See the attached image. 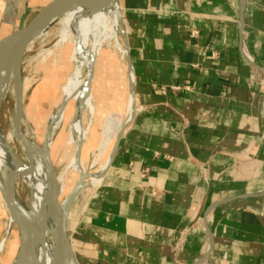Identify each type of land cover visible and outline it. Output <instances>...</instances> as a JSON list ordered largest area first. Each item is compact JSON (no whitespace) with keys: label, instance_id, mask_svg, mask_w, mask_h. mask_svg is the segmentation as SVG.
<instances>
[{"label":"crops","instance_id":"obj_1","mask_svg":"<svg viewBox=\"0 0 264 264\" xmlns=\"http://www.w3.org/2000/svg\"><path fill=\"white\" fill-rule=\"evenodd\" d=\"M119 7L129 57L101 50L90 89L125 119L130 64L134 115L70 205L77 263L264 264V0Z\"/></svg>","mask_w":264,"mask_h":264},{"label":"bare ground","instance_id":"obj_2","mask_svg":"<svg viewBox=\"0 0 264 264\" xmlns=\"http://www.w3.org/2000/svg\"><path fill=\"white\" fill-rule=\"evenodd\" d=\"M118 14L117 0H83L52 13L49 23L60 22L63 25L61 35L63 33L71 35L74 39L73 55H76L77 59L72 73L61 89L60 102L47 126L45 144L39 145L31 136L24 133L33 150L39 154L38 156L26 154L28 162H23L12 151L0 127V179L5 182L10 177L7 196L12 204L11 209L15 212V208L19 207L21 214V218H19L16 213L13 215L9 212V222L11 224L17 223L21 234L25 235L26 232L34 238L38 264H78L71 247L70 238L65 235V215L69 208L67 199L73 191L70 192L64 202L60 203L62 214L59 217L58 206L51 198L53 194L50 196V191L54 193V188H52L48 165L43 157L49 155L51 136L61 126L68 105H73L72 108L74 109L69 130L71 141L77 145L83 143L88 133V129L84 128V121L87 120L84 117L85 113L87 112L92 116L94 112L90 81L97 55L104 43L108 41L114 43L123 59L127 57L128 48L121 47L118 42L117 28L120 27ZM110 15L113 16L114 21L111 28L108 29L107 20ZM47 27L41 31V34L46 32ZM10 39L11 36L0 42V110L4 98L9 93H13L14 96L12 66L14 65L18 69L21 64L20 58L14 62V56L12 58L5 56V49ZM128 68L131 87L128 112L125 120L118 115L107 118L93 159L95 165L109 149L113 139L116 138L117 141L121 139L126 125L134 115V78L130 64ZM23 82L24 77L22 75V84ZM111 158L112 156L107 158L98 172L88 173L84 170L76 153L70 166L72 170L82 171L86 175V179L88 178V184L96 187L106 174ZM3 171L7 172L5 179H3ZM18 182L24 184L29 190L28 206L21 203L14 191V186ZM64 186L63 177L57 174L55 193L61 195L65 190ZM7 209L9 211V208ZM18 256L14 264H30L23 246L19 249Z\"/></svg>","mask_w":264,"mask_h":264},{"label":"rangeland","instance_id":"obj_3","mask_svg":"<svg viewBox=\"0 0 264 264\" xmlns=\"http://www.w3.org/2000/svg\"><path fill=\"white\" fill-rule=\"evenodd\" d=\"M48 1L49 0H0V42L28 25ZM117 6L120 22V27L117 28L118 42L121 47H123L125 45L124 37L126 36L127 26L124 14L119 7V0H117ZM113 21L114 18L110 15L107 20L108 29L111 28ZM62 28L63 25L60 22L49 23L46 32L38 35L33 42L28 45L21 64V72L24 77L23 131L31 136L39 145L45 144L47 126L60 102L59 97L61 89L72 73L77 59V56L73 55L74 39L67 33L61 35ZM110 48L118 50L113 42L109 43L108 41L104 43L101 50ZM3 101L0 110V127L12 151L23 162L27 163L28 159L26 153L15 136L13 129L15 96H13V93H9ZM72 107L73 105H68L61 126L51 136V145L49 147V156L54 163L55 170L57 174L61 175L64 179L65 190L60 195L61 202H64L68 197L76 186L79 178V170H72L70 166L78 149V145L71 141L69 131L72 114L74 112ZM107 108L108 106L104 107V110L106 111ZM107 116H109L108 113L104 115L98 114L96 107L92 116L87 112L85 113L84 117L87 120L84 121V128L88 129V133L82 143L80 163L88 173L98 172L109 157L114 146L117 144V140L114 138L106 153L98 160L96 165L94 164L93 159L101 139L103 126L105 124L104 119L107 118ZM6 176L7 172L3 171V179H5ZM84 185V189H91L90 185H88V178ZM14 191L21 203L28 206V188L24 184L18 182L14 186ZM0 206L2 215L0 242H4L2 245L3 247L0 245V264H14V261L19 257L18 252L21 245L20 230L17 223L11 224L9 222L10 213L1 195Z\"/></svg>","mask_w":264,"mask_h":264},{"label":"water","instance_id":"obj_4","mask_svg":"<svg viewBox=\"0 0 264 264\" xmlns=\"http://www.w3.org/2000/svg\"><path fill=\"white\" fill-rule=\"evenodd\" d=\"M83 0H52L49 2L47 5H45L37 14L36 16L32 19V21L20 29L17 33L11 36V39L9 40L6 49H5V56L8 58H12L14 56V62L19 60L20 58V63L22 64V60L24 57V53L26 48L30 43L33 42V40L38 36L41 35V31H43L49 24L50 18L52 13L55 10L58 9H63L70 7L73 4L82 2ZM21 64L19 65L18 69L13 65L12 66V72L14 76V96H15V111H14V134L19 140L20 144L23 146L24 151L26 154L29 156H38L39 154L33 150L31 147L29 141L26 139L24 136V131H23V120H24V89H23V84H22V72H21ZM81 147L82 144H78V149H77V156L80 158L81 154ZM43 157V156H41ZM45 162L48 165V169L50 171V176H51V184L52 188H54V193L53 191H50V196L53 194L51 197L55 203L58 206V211L60 212L59 217L62 214L61 208H60V195L55 193V187L57 186V173L55 170L54 163L52 162V159L49 155L43 157ZM10 177H8L5 182H3L0 179V192L2 195L3 201L6 203L7 208H9L10 213H16L19 218H21L20 214V209L19 207L15 208V212L11 209V201L8 199L7 192L9 189V184H10ZM86 182V175L82 172L79 171V179L78 182L73 189V192L71 195L68 197V207L70 208L71 203L73 202L74 198L78 195V193L83 189L85 186ZM60 208V210H59ZM68 208V211H69ZM68 211L67 214L65 215V235L66 237L69 238L68 235ZM13 214V215H14ZM209 233V231H208ZM28 234L25 232V235L23 233L21 234L20 232V237H21V246L24 247L25 254L27 260L30 262V264H38L37 261V253H36V248H35V243H34V238L32 236H27ZM209 236L211 237L210 233ZM32 253V255H31Z\"/></svg>","mask_w":264,"mask_h":264},{"label":"built area","instance_id":"obj_5","mask_svg":"<svg viewBox=\"0 0 264 264\" xmlns=\"http://www.w3.org/2000/svg\"><path fill=\"white\" fill-rule=\"evenodd\" d=\"M124 47L125 48H127L125 45H124ZM128 53H127V58L129 57V51H127ZM142 174H144V175H146L147 174V171H143V173ZM206 217H207V215H206ZM207 219V218H206ZM205 219V220H206ZM205 228L207 229V231H208V226H207V224L205 223Z\"/></svg>","mask_w":264,"mask_h":264}]
</instances>
